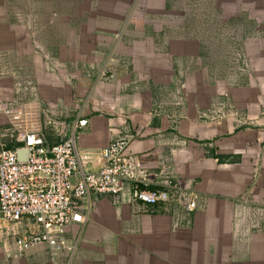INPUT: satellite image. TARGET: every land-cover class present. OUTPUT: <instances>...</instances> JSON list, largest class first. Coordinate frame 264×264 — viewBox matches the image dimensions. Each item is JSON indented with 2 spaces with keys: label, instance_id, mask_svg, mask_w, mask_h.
<instances>
[{
  "label": "crops",
  "instance_id": "0c3cea01",
  "mask_svg": "<svg viewBox=\"0 0 264 264\" xmlns=\"http://www.w3.org/2000/svg\"><path fill=\"white\" fill-rule=\"evenodd\" d=\"M78 4L64 19L0 0V104L91 159L128 140L168 196L93 194L56 258L45 244L17 256L34 220L1 227L0 264H264V0ZM13 123L0 117L10 149Z\"/></svg>",
  "mask_w": 264,
  "mask_h": 264
},
{
  "label": "built area",
  "instance_id": "2783aa9c",
  "mask_svg": "<svg viewBox=\"0 0 264 264\" xmlns=\"http://www.w3.org/2000/svg\"><path fill=\"white\" fill-rule=\"evenodd\" d=\"M23 114L0 104V117L14 119L13 127L19 132L15 140L23 144L10 149L0 137V228L27 219L36 222L31 234L16 239L19 258L44 244L56 258L66 248L67 230L86 223L84 211L91 210L93 194L117 197L129 185L134 201L140 204L155 206L167 199V193L151 190L152 175L142 160L128 153V140L111 143L91 159L78 152L75 135L50 146L36 133L21 131ZM88 123L82 119L76 127ZM22 148L30 152L27 163L18 160L17 151ZM72 179H76L75 187ZM195 208V202L188 206L190 211Z\"/></svg>",
  "mask_w": 264,
  "mask_h": 264
},
{
  "label": "rangeland",
  "instance_id": "374dc122",
  "mask_svg": "<svg viewBox=\"0 0 264 264\" xmlns=\"http://www.w3.org/2000/svg\"><path fill=\"white\" fill-rule=\"evenodd\" d=\"M15 2H18V5H16L18 7V9L21 10V0H14ZM79 4L78 6H80V4H83L84 0H78ZM33 2H36V4H33ZM72 0H30L29 5H24L22 8L24 9H35V10H46L47 13L50 15V18H53L54 16H61L62 18H66L69 16V10H70V6H71ZM46 13V12H45ZM47 14V15H48ZM61 14V15H60ZM32 17V15H31ZM58 17V18H59ZM239 17L241 18V16L239 15ZM49 18V19H50ZM49 23H52V19L49 20ZM84 26V25H79L78 26V31L80 32V28ZM90 30H92L90 28ZM90 36V34H88V37ZM98 37V36H97Z\"/></svg>",
  "mask_w": 264,
  "mask_h": 264
},
{
  "label": "water",
  "instance_id": "95a60500",
  "mask_svg": "<svg viewBox=\"0 0 264 264\" xmlns=\"http://www.w3.org/2000/svg\"><path fill=\"white\" fill-rule=\"evenodd\" d=\"M17 153H18V160H19L20 163H27V162H29V160H30V152H29L28 149H24V148L19 149L17 151ZM71 184H72L73 187H75V185H76V179H72L71 180Z\"/></svg>",
  "mask_w": 264,
  "mask_h": 264
},
{
  "label": "trees",
  "instance_id": "16d2710c",
  "mask_svg": "<svg viewBox=\"0 0 264 264\" xmlns=\"http://www.w3.org/2000/svg\"><path fill=\"white\" fill-rule=\"evenodd\" d=\"M151 190H152V188H151ZM154 190V189H153Z\"/></svg>",
  "mask_w": 264,
  "mask_h": 264
}]
</instances>
